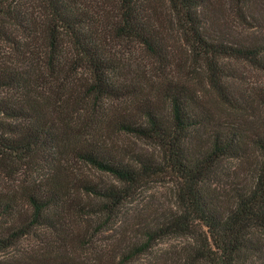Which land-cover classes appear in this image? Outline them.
Segmentation results:
<instances>
[{
  "label": "trees",
  "instance_id": "16d2710c",
  "mask_svg": "<svg viewBox=\"0 0 264 264\" xmlns=\"http://www.w3.org/2000/svg\"><path fill=\"white\" fill-rule=\"evenodd\" d=\"M248 9L249 0H0V254L28 236L35 244L0 264H90L78 254L91 244L90 218L113 225L156 183L173 185L176 208L128 213L124 259L184 236L197 261L247 264L251 236L264 232V121L251 132L235 122L264 113V82L234 68L264 76V17ZM218 15L231 27H253L248 18L260 36L222 32ZM120 43L144 50L153 71H133L112 49ZM225 158L235 177L221 178Z\"/></svg>",
  "mask_w": 264,
  "mask_h": 264
},
{
  "label": "rangeland",
  "instance_id": "374dc122",
  "mask_svg": "<svg viewBox=\"0 0 264 264\" xmlns=\"http://www.w3.org/2000/svg\"><path fill=\"white\" fill-rule=\"evenodd\" d=\"M227 14L232 20L236 19L234 11L232 12L230 10V13L227 12ZM245 14H248V16H255L256 18L262 20L264 17V0H249V9ZM230 18L219 17L218 15V21L221 25L219 29L222 32L230 33L237 38L254 39L260 36L259 31L262 30V28L256 27L253 21L247 18L248 23H250L253 27L245 24L243 26L236 25V27H231L229 21ZM211 20L213 21V16H211ZM5 22L7 28H9V32H12V27H8L9 25L7 24L6 20ZM168 39L171 44V50H173L174 53L180 54V48L183 50V47L179 41L178 34L172 30L170 32V36H168ZM5 48V45L0 43L1 57L2 55L6 56L7 49ZM112 49L115 51V53L125 54V59L127 58L126 61L132 64L133 71L144 73L145 71H153L155 68L153 59L148 56L144 50L133 44L127 45L126 43H120L118 45H113ZM24 66H26L28 69L32 68L29 62H27ZM136 67H139L140 69L137 70ZM234 68L235 73L242 74L243 78H247V82L250 84L255 85L264 82V76L261 73L253 70L244 63L234 64ZM213 106L222 109L214 97ZM213 111L217 113L222 112V110ZM235 117L237 118L235 119V122L238 125H241L242 129L246 132H251L255 128H259L261 126L262 120L264 121V113L259 111H256L255 113H246L241 116L237 115ZM134 144V148L136 150L142 152L147 151L149 153L156 152L152 146L146 143L135 141ZM235 167L236 163L233 160L228 158L222 160L219 164V172H222L220 175L221 178H228V175L235 177L237 174ZM245 175L246 173L243 174V176ZM93 177L99 178L100 176L95 173L93 174ZM240 178L242 179L243 177L240 176ZM103 179L106 178L103 177ZM0 185H2V183ZM144 207L148 209L150 208V210L160 211H169L171 209H175L176 198L173 185L170 183H156L147 186L138 195L136 202L127 206L123 210L124 212L121 215L122 217L119 218L113 225L107 227L103 226L96 217H91L90 219L92 227L89 229L90 233L93 234L91 238V244L86 248V251H78V254L83 255V257L90 260V264H206L189 257L188 253H190V248L193 246V242L189 237L184 236H168L154 243L148 252L144 254L136 253L133 257H131V259H124L123 257L125 256V253H122L123 255H120L121 253H119L123 250L121 247L123 244V239L121 236H119L120 227L123 225L121 222H123L125 216H128V213H130L129 215L134 214L132 211L134 208L135 210L143 209L141 210L142 213L145 212ZM135 219L136 218H134L133 222H136ZM99 227H102V229L97 231ZM251 237L253 243L255 244L254 248H257L258 250L246 253L248 256L247 264H264V232H254ZM34 245L35 244L32 237L28 236L23 238L15 247L11 248L5 253H1L0 259H7L12 255L18 254V251L24 252L25 250L32 248Z\"/></svg>",
  "mask_w": 264,
  "mask_h": 264
}]
</instances>
